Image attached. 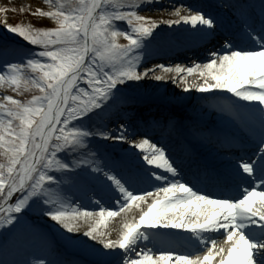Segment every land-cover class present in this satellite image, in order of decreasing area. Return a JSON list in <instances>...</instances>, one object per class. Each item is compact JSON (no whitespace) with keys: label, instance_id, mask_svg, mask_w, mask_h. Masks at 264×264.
I'll return each mask as SVG.
<instances>
[{"label":"snow or ice","instance_id":"6c2138e0","mask_svg":"<svg viewBox=\"0 0 264 264\" xmlns=\"http://www.w3.org/2000/svg\"><path fill=\"white\" fill-rule=\"evenodd\" d=\"M153 2L46 0L48 10L37 14L54 26L6 18L0 25L23 42L0 38V87L33 92L0 98V264H79L56 250L33 215L47 219L66 248H83L91 264H264V0H224L219 8L236 27L197 4L175 7V18L141 15ZM213 40L220 46L204 62L144 66ZM169 82L202 94L245 137L220 129L178 152L165 142L171 122L138 132L123 107ZM250 143L258 147L248 154ZM83 193L100 219L76 199ZM133 204L138 220L117 239L100 230ZM82 220L94 224L82 230ZM36 246L46 254L30 255Z\"/></svg>","mask_w":264,"mask_h":264},{"label":"bare ground","instance_id":"6f19581e","mask_svg":"<svg viewBox=\"0 0 264 264\" xmlns=\"http://www.w3.org/2000/svg\"><path fill=\"white\" fill-rule=\"evenodd\" d=\"M223 2L224 0H154L153 3L143 7L140 10V14L145 16H151L153 19L175 18L171 15L175 11V7H179L181 4L185 6H192L197 3V5H201L210 11L219 10L223 15H225L226 22H228L231 27H236V18L231 13L227 12L225 9L219 8V5H221ZM255 2L258 3L259 0H255ZM31 3H38L40 5V9H43L44 11L48 10L46 0H32ZM118 27L122 29L119 25ZM116 42L122 45L121 40ZM207 45L212 47V50H216L220 46L219 41L213 40L211 43L197 46L192 49H181L170 53L160 54L148 60L144 66L151 67L154 64L161 63H180L182 65H189L190 61L193 60L204 62V60L201 58H206L208 56V52H206V55L203 54L202 56L201 51L207 50L209 48L206 47ZM156 74H160V72L158 71ZM193 78L196 77H189L190 80ZM151 79L152 78L149 77L150 81ZM180 89L181 85L173 84L171 82H169L167 85L161 86L156 91H153L151 86H149L147 89L148 98L126 104L122 109L121 115L124 116L125 120L130 121L136 127L138 125L135 121L136 117H143L146 119L150 115H155L156 118H162L156 120L155 122L158 121L161 124L165 122H171L176 127L174 130H172L171 135L165 133V142L168 143L171 147L175 148L178 152L180 151L182 145L187 143L185 142V138L189 141L196 142L198 136H212L213 133L221 129L220 126L222 127V129L228 131L229 133H233L238 137H245L247 130L238 122L232 124V121L226 119L218 112L214 104H209L202 101L200 98L202 94H198V92L191 94L181 93ZM0 93V96H5L8 93V88L2 87ZM178 101L183 102H181L182 104L179 105L177 103ZM144 106L148 112H143L144 108L142 107ZM131 107H134V110L131 109ZM181 112L184 114H194L199 117V121L194 122L191 119L187 120L186 118L189 117H187V115L181 114ZM180 118H182V120H180ZM121 122L123 123L124 120H121ZM155 122H152L151 124ZM115 126V123H109V127ZM147 127L148 125L138 126L137 131L143 132ZM216 127L217 129H215ZM156 135H158V133ZM143 138L144 137L142 135H138L137 137H135V139L137 140ZM211 149V147L199 148V150L203 153H209ZM242 150L244 152H247L248 154H251L252 151H254L255 149L251 151L243 148ZM232 151H238V153H240L241 149H233ZM94 198L100 197L97 196ZM76 199L80 200L84 205H87L88 210L94 212L96 218L100 219L99 208L95 207L92 201H90L88 193L77 194ZM102 203L105 207H107L112 203V200L109 197H104ZM140 206L145 207L143 203H141ZM139 214L140 209L137 208L135 204H133L130 210L125 209V211L121 212L118 216L108 218L105 224L100 225V230L108 233L112 239H117L123 231L124 224L133 222V218L138 220ZM45 221L46 224H44V226H40V228L48 233L52 245L64 258L78 261L79 264H91L92 260L86 259L85 261L84 258H86L85 256H87L88 254L83 248H66V252L65 248H63V246H65L63 239L52 228V224L48 220ZM80 223L82 225V230H87L88 227L93 226L94 224V222L85 223L83 220ZM217 241L218 245L223 243V237H217ZM204 251H206V249H204ZM32 253H38L39 256H44L46 254V250L43 248V246H36L35 248L30 250V254ZM81 254L84 258H81ZM213 264H215V261L213 262Z\"/></svg>","mask_w":264,"mask_h":264},{"label":"rangeland","instance_id":"374dc122","mask_svg":"<svg viewBox=\"0 0 264 264\" xmlns=\"http://www.w3.org/2000/svg\"><path fill=\"white\" fill-rule=\"evenodd\" d=\"M31 1L32 0H26V1H23V0H2V1H0V7H5L7 9H9V11L6 14L0 13V25H2L3 20L6 18L7 22L9 24H13V25H21V26L31 25L33 28H48V27L54 26V22H50V20L48 18L42 17V16L37 14V9H40L39 8L40 5L38 3L32 4ZM118 25L123 30H127V28H128V26L124 22H119ZM3 37H7L9 40L15 41L16 44L21 45V47L23 48V42L20 40V38L15 37L11 33H7L6 29H4L2 26H0V38H3ZM119 40H121L122 45H125L128 43L127 39L124 37H118L116 41H119ZM206 47H209V46H206ZM208 49H211V47ZM207 50L201 51L202 52L201 55L202 56H203V54L206 55L207 54L206 52H208ZM8 59H11V57H8ZM0 70H3L2 69V61H0ZM1 88L2 87H0V90H1ZM32 94H33V92L25 91L23 95H20L19 93L13 92L11 89H8V93L6 95H12L16 99L28 100L31 98ZM2 97L3 96H0V98H2ZM181 102H183V101H178L177 103L180 105V104H182ZM196 118H197V116L193 115L192 120H195ZM112 128H114V127H112ZM2 160H3V157L0 156V162H2ZM34 216L35 215H33V217ZM31 217H29V219ZM45 220H47V219H45ZM65 251L67 252L66 248H65ZM30 255L36 256L35 253L34 254L32 253ZM82 257H83V255H82ZM85 257L89 260H93V257H91L89 255H87Z\"/></svg>","mask_w":264,"mask_h":264}]
</instances>
